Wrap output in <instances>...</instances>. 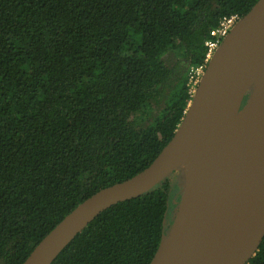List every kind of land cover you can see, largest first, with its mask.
<instances>
[{"label":"trees","instance_id":"16d2710c","mask_svg":"<svg viewBox=\"0 0 264 264\" xmlns=\"http://www.w3.org/2000/svg\"><path fill=\"white\" fill-rule=\"evenodd\" d=\"M256 1L0 0V264H21L80 202L152 162L210 31ZM183 179L107 207L51 264H148ZM243 264H264V237Z\"/></svg>","mask_w":264,"mask_h":264},{"label":"water","instance_id":"95a60500","mask_svg":"<svg viewBox=\"0 0 264 264\" xmlns=\"http://www.w3.org/2000/svg\"><path fill=\"white\" fill-rule=\"evenodd\" d=\"M258 80L264 82V0L223 38L180 124L152 162L80 202L21 264H51L101 211L151 189L181 164L177 210L148 264H243L264 237V136L250 159L251 178L243 183L232 181L229 139L239 112L248 117L264 103V84L260 98Z\"/></svg>","mask_w":264,"mask_h":264},{"label":"bare ground","instance_id":"6f19581e","mask_svg":"<svg viewBox=\"0 0 264 264\" xmlns=\"http://www.w3.org/2000/svg\"><path fill=\"white\" fill-rule=\"evenodd\" d=\"M264 82L257 81V92L262 95ZM254 113L246 117L239 112L231 129L229 155L232 181L243 183L251 178V157L264 136V103L259 102Z\"/></svg>","mask_w":264,"mask_h":264},{"label":"built area","instance_id":"2783aa9c","mask_svg":"<svg viewBox=\"0 0 264 264\" xmlns=\"http://www.w3.org/2000/svg\"><path fill=\"white\" fill-rule=\"evenodd\" d=\"M239 18L240 17H238L237 15L223 17L218 27L210 31V38L205 42L207 46V52L204 62L197 67H191L188 73L191 94L194 93L195 88L211 56Z\"/></svg>","mask_w":264,"mask_h":264},{"label":"rangeland","instance_id":"374dc122","mask_svg":"<svg viewBox=\"0 0 264 264\" xmlns=\"http://www.w3.org/2000/svg\"><path fill=\"white\" fill-rule=\"evenodd\" d=\"M167 59H169V61H171V56H169V57L167 56ZM173 171H180L183 174V172H184V165L181 164V165L177 166Z\"/></svg>","mask_w":264,"mask_h":264}]
</instances>
